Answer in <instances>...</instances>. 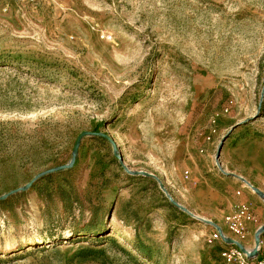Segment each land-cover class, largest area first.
Wrapping results in <instances>:
<instances>
[{"label": "rangeland", "instance_id": "obj_1", "mask_svg": "<svg viewBox=\"0 0 264 264\" xmlns=\"http://www.w3.org/2000/svg\"><path fill=\"white\" fill-rule=\"evenodd\" d=\"M253 187L264 0H0V264H226Z\"/></svg>", "mask_w": 264, "mask_h": 264}, {"label": "built area", "instance_id": "obj_2", "mask_svg": "<svg viewBox=\"0 0 264 264\" xmlns=\"http://www.w3.org/2000/svg\"><path fill=\"white\" fill-rule=\"evenodd\" d=\"M233 221V225L237 227V231H240V226L243 224V219L237 217ZM213 226V232L207 239V243L213 245L215 243H220L223 245L220 250V256L226 264H264V233L260 236V246L258 249V255L256 257L251 256V251L255 248V245L251 248L245 247L246 251L239 248L236 245L227 243V239H231L229 235L226 234L224 229L218 224L211 223ZM222 232H220L219 228ZM240 242L238 239H234ZM241 243V242H240Z\"/></svg>", "mask_w": 264, "mask_h": 264}, {"label": "water", "instance_id": "obj_3", "mask_svg": "<svg viewBox=\"0 0 264 264\" xmlns=\"http://www.w3.org/2000/svg\"><path fill=\"white\" fill-rule=\"evenodd\" d=\"M97 136H101V137H105L107 138L109 141L112 142V140L110 139L109 136L105 135V134H102V133H98V132H84L82 133L79 137H78V140H77V143L74 147V153H73V157H72V160L70 162L69 165H63V166H60L56 169H51L45 173H42L41 175L38 176L39 177H42L46 174H50V173H53V172H56V171H62V170H66V169H69L71 167L74 166L75 162H76V157H77V154H78V151H79V147H80V143L82 141V139L84 137H97ZM123 164V163H122ZM124 165V164H123ZM139 174H145L146 176H151V177H154L153 175L151 174H148V173H139ZM33 182H30L29 184H27L25 187L21 188V189H17L15 191H13L11 194H15V193H18V192H21V191H26L28 189H30V187L33 185ZM253 189L255 190V192L261 196L262 198H264V193L257 189V188H254ZM11 194H6L4 196H2L0 199L1 200H4L6 198H8ZM219 228V227H218ZM220 232H222L221 228H219ZM264 233V226H262L256 233V236H255V248L251 251V256L252 257H256L258 255V247L260 246V236ZM227 243L229 244H233V245H236L238 246L239 248L243 249L244 251H246L244 245H242L240 242L234 240V239H227Z\"/></svg>", "mask_w": 264, "mask_h": 264}, {"label": "crops", "instance_id": "obj_4", "mask_svg": "<svg viewBox=\"0 0 264 264\" xmlns=\"http://www.w3.org/2000/svg\"><path fill=\"white\" fill-rule=\"evenodd\" d=\"M258 229H255L252 233L251 236L249 238L246 239V241L244 243L241 242L242 245H244L245 247L251 248L255 245V236L257 233ZM251 245V246H248Z\"/></svg>", "mask_w": 264, "mask_h": 264}]
</instances>
